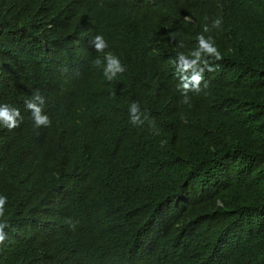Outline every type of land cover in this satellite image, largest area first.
Listing matches in <instances>:
<instances>
[{
	"label": "trees",
	"instance_id": "1",
	"mask_svg": "<svg viewBox=\"0 0 264 264\" xmlns=\"http://www.w3.org/2000/svg\"><path fill=\"white\" fill-rule=\"evenodd\" d=\"M199 35L223 59L184 104ZM3 104L0 264H264V0H0Z\"/></svg>",
	"mask_w": 264,
	"mask_h": 264
},
{
	"label": "clouds",
	"instance_id": "2",
	"mask_svg": "<svg viewBox=\"0 0 264 264\" xmlns=\"http://www.w3.org/2000/svg\"><path fill=\"white\" fill-rule=\"evenodd\" d=\"M185 20L191 22L190 17H185ZM222 24V19L217 18L213 22L214 28H219ZM205 32L208 31V28L205 27ZM172 39H175V34H170ZM196 47L194 50L185 54L183 52L178 53L176 58L171 61L175 65L176 73L179 77V88L181 90V95L183 96L182 103L189 104L190 97L188 96L189 92H200L201 83H204V86L207 87V83L204 81V72L214 71V67L210 66L209 57L214 61H220L223 59L219 50L215 47L214 42L210 38H205L203 35L196 37ZM92 47L97 52H103L107 47L106 42L102 36H96L90 42ZM95 65L100 66L102 61L96 59L94 61ZM125 69L121 65L118 57L114 56L112 53H107L103 58V75L104 77L111 81L113 80L118 73L124 72ZM17 76H15L16 78ZM45 101L43 96L39 91L35 92L31 99L25 101V107L30 111L31 117L34 121V124L37 128L43 126L48 127L51 124L49 117L43 113V105ZM130 122L134 125H142L144 120L147 119V116H144V119H141V116L144 115L141 113L139 105L137 103H132L129 106ZM23 117L20 114L19 109L9 107L6 104L0 105V126L11 131L12 129L19 126ZM158 134V133H157ZM7 203L6 196H0V217L5 215V205ZM68 223L72 225V222L69 220ZM6 221L0 222V244L6 239V233L4 229L8 227Z\"/></svg>",
	"mask_w": 264,
	"mask_h": 264
}]
</instances>
